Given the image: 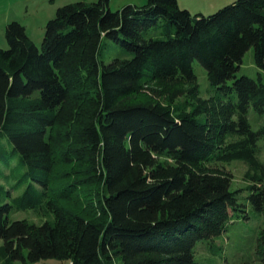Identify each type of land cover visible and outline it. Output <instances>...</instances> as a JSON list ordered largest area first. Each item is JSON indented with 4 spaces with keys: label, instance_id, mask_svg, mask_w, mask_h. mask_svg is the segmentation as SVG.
Listing matches in <instances>:
<instances>
[{
    "label": "trees",
    "instance_id": "16d2710c",
    "mask_svg": "<svg viewBox=\"0 0 264 264\" xmlns=\"http://www.w3.org/2000/svg\"><path fill=\"white\" fill-rule=\"evenodd\" d=\"M160 18L165 37L144 38ZM4 36L0 139L32 182L14 205L47 198L53 222H9V205H0L2 264H201L195 243L221 234L238 209L224 166L235 159L264 212V126L253 130L247 117L249 107L264 113V81L235 78L250 47L264 72V0H234L208 15L178 0L114 11L109 0H81L56 9L41 49L16 20ZM103 37L133 56L99 65ZM195 60L216 96H199ZM9 159L0 142V161Z\"/></svg>",
    "mask_w": 264,
    "mask_h": 264
},
{
    "label": "rangeland",
    "instance_id": "374dc122",
    "mask_svg": "<svg viewBox=\"0 0 264 264\" xmlns=\"http://www.w3.org/2000/svg\"><path fill=\"white\" fill-rule=\"evenodd\" d=\"M81 0H0V48H7L8 44L4 36L5 25L13 20L25 26L27 34L34 41L38 49H41L46 22L55 16L56 9L68 3ZM92 1V0H87ZM234 0H178L180 8L188 9L192 13L198 11L208 15ZM146 0H109L111 10L121 9L127 4H143ZM188 7V8H184ZM165 20L160 18L156 25L142 31L144 38H164ZM133 53L124 49L119 43L103 37L101 48L97 55L99 65L105 64L114 58L129 59ZM193 70L198 83L199 96L208 98L216 96L218 89L209 83L203 66L195 60ZM248 76L257 79L259 76L264 81V72L254 63L253 47H250L242 57L235 78ZM233 79L228 80L231 84ZM248 121L253 130L264 126V113L256 112L249 107ZM1 144L5 152L10 153L8 163L0 161V205L8 204L6 217L8 221L25 219L30 223L42 224L45 221L53 222V215L47 209L44 198L40 203L31 208L19 209L14 205V199L21 195L32 184L24 178L26 164L22 156L12 152V145L5 137H1ZM258 156L264 162V137L258 141ZM225 168L231 173L230 189L236 191L235 195L239 205L226 224L225 230L211 239L199 240L194 245V259L201 264H264V212L257 211L249 199L251 190L247 188L248 182L244 177L246 164L242 160H232L224 163ZM34 185V184H33ZM79 199L83 209L78 204L69 203L72 208L80 209L82 213L87 207V198L82 195ZM84 213V211H83ZM3 243L0 239V245ZM27 256V250H24ZM2 264V260H0ZM13 264H62L55 258L40 259L37 261L14 260Z\"/></svg>",
    "mask_w": 264,
    "mask_h": 264
},
{
    "label": "crops",
    "instance_id": "0c3cea01",
    "mask_svg": "<svg viewBox=\"0 0 264 264\" xmlns=\"http://www.w3.org/2000/svg\"><path fill=\"white\" fill-rule=\"evenodd\" d=\"M184 8H188V7H184ZM201 12V11H200Z\"/></svg>",
    "mask_w": 264,
    "mask_h": 264
}]
</instances>
